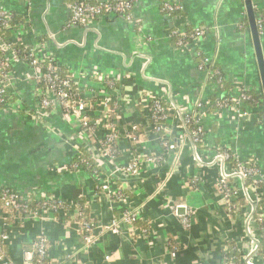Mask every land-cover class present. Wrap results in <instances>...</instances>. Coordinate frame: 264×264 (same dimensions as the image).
<instances>
[{
	"label": "crops",
	"instance_id": "1",
	"mask_svg": "<svg viewBox=\"0 0 264 264\" xmlns=\"http://www.w3.org/2000/svg\"><path fill=\"white\" fill-rule=\"evenodd\" d=\"M72 1L0 0V9L11 12L18 24L11 34L13 41L31 47L36 57H54L65 68L79 74L75 84L79 92L89 94L90 91H87L92 90L93 95H97L91 100L94 107L90 113L95 126L93 136L89 138L92 144L88 150L94 151L95 156L101 154L102 139L109 134L105 110L111 109V104L116 103L104 100L116 96L107 78L117 82L124 100L116 113L118 116L114 118L118 130L116 151L112 153L114 164L123 162V159L126 161V154H132L129 131L143 119L148 126L141 110L144 92H154L169 105H175L182 111L193 108L196 100L211 96L207 75L198 69L195 58L199 50L218 64L233 89L245 87L256 92L262 91L250 31L244 28L245 20H248L245 0H181L184 10L173 15L163 11V0H136L130 22L110 14L100 17L89 27L74 26L69 29L65 28V22L70 17L69 4ZM253 1L264 10V0ZM197 26L207 29L205 38L188 50L176 48L171 32H190ZM39 40L44 42L40 43ZM262 41L264 49V36ZM13 63L14 71L23 81L18 85L31 89L29 77L32 72L29 67L15 61V58ZM85 97L88 99L87 95ZM256 117L254 114L240 117L233 110L213 113L208 121L210 130L205 139L208 146L201 148V153L212 158L220 146H227L243 158L253 157L264 170V126L256 122ZM68 122L60 112L51 115L48 126L55 127L58 137L33 125L24 116L0 107V181L11 184L22 193L47 190L57 196L62 194V198L73 203L83 198L88 203L90 217L98 226L94 235L95 243L88 245L81 238V222L75 216L78 209L75 208L72 216L68 203L65 204L67 210L64 216L59 214L56 217L52 209L45 207L27 211L26 215L23 212L14 220L7 218L0 221V237L9 236L7 243L0 240V254L4 252L19 263L24 252L30 249L32 241L43 235L50 248L48 264H135L133 258L137 255L143 259L142 264H153L162 248H149V238L138 237L133 243L111 232L104 233L99 227L120 214L119 205L125 204L124 201L118 203L111 200L113 208H109L97 203L94 195L90 196L95 186L94 179H103L107 172L92 178L84 171L67 170L72 151L67 146H61V142L77 139H71V134L76 132L74 128L82 130L77 119L74 118L71 124ZM179 125L169 134L170 138L178 137L174 139L177 148L173 151V160H177L172 165L178 171L171 177H166L161 170L160 174L153 176L163 179L158 186L165 182L169 190L161 192L155 188V179H147L152 177L154 169H160V160L151 164L153 167H150L147 178L143 174L142 179L135 180L132 185L142 192L140 202L144 203L145 200L146 203L153 196L146 204L145 215H150L163 225L160 228L161 237L170 239L172 243L177 237L183 236L187 242L189 248L178 258L177 264H193L194 259L195 264H198L196 260H201L203 256L207 259L206 264H225L224 249L229 242L239 244L245 240L243 229H236L233 238H229L228 222L223 214L225 207L220 202L222 195L213 190L220 177L219 168L216 165L199 166L192 156L188 129L180 117ZM154 136L157 137L155 133ZM183 137L188 140L180 145ZM143 146L152 148L153 142L149 140ZM50 166L57 167V172L51 171ZM169 167L165 164V168ZM145 179V184H142ZM128 181L130 184V179ZM198 181L200 184H197ZM116 183L118 185L120 182ZM125 187L124 190L129 189ZM134 195L126 196L125 199H133ZM167 195L179 200L183 198L192 208L201 210L195 215L187 235L183 234L185 230L182 228V217L186 216V211L170 214L161 209L163 198ZM106 255L111 256L110 261L105 260Z\"/></svg>",
	"mask_w": 264,
	"mask_h": 264
},
{
	"label": "built area",
	"instance_id": "2",
	"mask_svg": "<svg viewBox=\"0 0 264 264\" xmlns=\"http://www.w3.org/2000/svg\"><path fill=\"white\" fill-rule=\"evenodd\" d=\"M135 2L136 0H74L69 4L70 17L65 22V28L70 29L74 26L89 27L100 17L110 14L117 15L130 22L132 21ZM254 6L255 8L258 7L257 4ZM162 9L168 15H173L181 13L184 10V6L181 0H163ZM12 22H14V24H12ZM257 25L260 35L263 37V16L257 18ZM15 26H18V24L15 21L13 14H11V12L7 11L6 9L1 8L0 31L3 29L5 32L13 35ZM139 30L142 31L141 27H139ZM5 32L0 35V37L4 36ZM206 34L207 29L205 27L197 26L193 31L190 32L185 30H174L171 32V37L174 40L173 44L176 48L188 50L205 38ZM11 40L8 42L5 41V44H2L0 48L2 51V55L0 54V107L9 109L12 113L17 115L22 114L25 118H27V120L38 126L43 125L44 118L41 116L47 112V109L51 107L52 109L48 111L49 113L52 112L53 114L58 111L66 120H70V118H72V109H75V112H77L75 117L78 118L77 120L80 123L82 132L83 130L87 131L85 133H88L89 131L93 132L95 123L92 125L91 121L88 122L86 116L83 115L85 109H89L88 111L90 112L93 110L94 106L92 103L93 101L91 100L95 98V95H93L91 92L92 90L87 91H90L89 94H86V92L84 93L85 96H88V102L82 101L72 105V99L76 95L72 86L73 84H76V75L71 71L74 82L71 80V78H61L58 71L59 68H65L63 63L57 62L54 57H36L32 52L33 49L21 42L24 46H26V48H30L27 58L22 61V64L28 66L32 72L29 79L35 81H44L45 83V85H38L32 94L35 107L27 108L26 100L29 98V95L25 94V91L23 90L25 87L20 86L23 81L19 80L17 73L14 71V69H12L11 66L13 63V58L17 59V52L14 51L12 45L18 42ZM9 52H12V59H9L7 56ZM195 57L201 58L200 62L198 63V69L205 72L207 79L209 80L210 75H212V71L210 70L209 66L214 65L216 62L210 56L204 54L200 50L195 53ZM106 80L110 88L116 91V96L114 98H106L104 100L109 102L112 100L116 103L111 104V109L105 110L106 113L104 117L106 119L105 123L107 124L106 128L109 130L110 134H108L105 139L106 146L102 148L101 154H98L99 157H101L99 159L103 166L108 163L111 165L114 164L112 156L110 157L109 161H107L105 157L109 156V153H113L116 149L114 146L116 144L117 135L114 132L115 124L113 122L114 118L118 116L116 114L118 113V109H120L124 103L120 88L118 90L119 86H117V82L109 78ZM222 80H226L225 76H223ZM222 80H219L218 83H220ZM19 82L20 85H18ZM218 83H214V87L212 88V92L216 91V94H218L220 91L218 89ZM250 91L252 90L245 87H237L235 89L232 88L231 92L235 95L232 99L233 104H229L228 100H217L214 102L212 101L211 96H205L196 100L193 108L187 111H182L175 105H169L162 99V97L158 96L154 92H144L142 95V97H144V101L142 98L143 107L141 110L146 116V119L150 123L151 127L154 128L157 138L161 141L162 146L164 144L166 147H168L167 143L170 144L169 150L171 151L174 147L173 144L169 143V139H171L169 134L172 131V128L171 125L170 128H168L166 125L172 121L171 115L175 110L176 114L181 118V120H183L184 125L188 129V137L195 153L194 156L196 160L201 163V148H204L206 145L208 146L205 139L207 137L208 131L210 130L207 123L213 114L211 113L212 108H218V112L221 113H224L227 110H233L234 113L240 117L251 115L253 113L242 110V105L244 104L243 102L251 101L255 107H258L260 102L258 99L249 94ZM9 92L14 94V97L17 98L16 101L12 102L7 99ZM53 108L55 109L53 110ZM260 119V116L257 115L256 122L264 126ZM111 129L113 130L112 133L110 132ZM161 131H163V133H161ZM139 133H143V127L139 129L137 133L135 132V135L138 136L137 134ZM81 136L83 137V135L79 134V137ZM74 138H76V135L72 136L71 139ZM78 153H80L78 156L80 157L82 152ZM213 158L214 159H212L209 165H214L216 163L215 165L218 166L220 170V177L222 179L221 183L223 185L220 184L221 186L219 187L221 192H223V197L227 199L228 211L234 212V209L237 207V205H240L242 201L246 200L249 202L244 231L247 233L245 240L250 237L251 241L249 244L244 243L242 246H238L241 244V242H239V244H235L237 250L240 253H243L241 260L245 264H264V258L260 257V246L261 244H264V203H262L264 201V170L262 167H260L257 160L255 161V159H252L253 157L248 159L243 158L240 154L231 150L227 146H220ZM231 159L236 160L237 168L232 166ZM216 160H218V162H216ZM152 163H157V161L154 159L152 160ZM50 168L54 173L57 172V167L50 166ZM121 168L124 169L123 166H121ZM77 171L80 172L82 169H77ZM107 171L109 173H107V175L114 178L115 180L116 176L113 174V171L108 168L106 169V172ZM127 172L130 174L131 169L128 168ZM94 176L96 177L100 175H92L91 177L93 178ZM118 177L119 176H117V178ZM233 178L234 182L240 184V192L242 197L244 196L245 200L243 198H241V201L240 199L236 201L232 200L233 195L230 194V186L233 187V184L230 183V179ZM250 179L252 181L250 184L248 183L249 185L247 186L246 183ZM104 185L105 186H103L102 189L107 190L108 186L106 184ZM115 189H117V187ZM121 189L116 190V193L114 192V198L116 200H122L124 198L122 192L123 190ZM31 200L43 202L44 206L48 204L49 208L52 210H59L62 207L65 208L61 200L50 197V193L47 190H39L37 193H22L15 189L11 184L0 181V221L6 220L7 218H12L13 220L17 219L19 218V215H22L23 212L24 215H26L25 213L27 212V208L23 202L25 203ZM51 202H54V204H50ZM179 207L181 206H178V208ZM178 208L176 212H178ZM79 210L80 212L78 218L82 217L81 207H79ZM122 212L123 213L121 214L120 219H123L125 223L130 224L131 228H133L131 225L133 222L139 219L141 220V216L137 215V213L128 212V210ZM115 225L116 224L113 226ZM97 227L98 226L95 222L81 223L82 237L86 244L90 245L95 243L94 235ZM104 229L107 232H110L107 226ZM150 229L151 225L150 228L141 230H144V232L147 233ZM112 233L117 234V230H113ZM0 240L7 243L9 241V236L2 235ZM169 249L173 251L176 249L175 242L170 243ZM227 249L228 247H226L224 251ZM49 257L50 248L47 238L43 235H39L32 241L30 249L24 252V257L21 262L17 263L8 257L7 254L1 252L0 264H48ZM227 258V256H223V262H225V264H233L232 259L227 262ZM246 259H250V262H247ZM105 260L110 261L111 256L106 255Z\"/></svg>",
	"mask_w": 264,
	"mask_h": 264
},
{
	"label": "rangeland",
	"instance_id": "3",
	"mask_svg": "<svg viewBox=\"0 0 264 264\" xmlns=\"http://www.w3.org/2000/svg\"><path fill=\"white\" fill-rule=\"evenodd\" d=\"M74 74L76 76L79 75V74L77 75V73H74ZM77 79H75V81ZM23 90L25 91V94L28 95L29 89L26 87ZM96 97H97V95L95 94V98ZM27 101H28V99L26 100V102ZM26 106H27V108L29 107L27 104H26ZM51 109H52V107L47 109V112L44 113L41 116L42 118H44V120H43L44 124L42 126H38V125H35V126L40 127L43 130H46L47 133H49V134H52V133L57 134L58 137H59V134H58V132H57V130L55 129L54 126L51 125V126L48 127L49 119H51V115H53L52 112H50V113L48 112ZM54 109L55 108H53V110ZM88 110L89 109H87V110L85 109L84 112H83V115L86 116V119L88 120V122L91 121V124L93 125L94 121H93V118L91 117L90 111H88ZM72 112H73V118L71 120H67V121H69L68 123H70V124H71V122H74V118L78 119V118L75 117L76 114H77V112H75V109H72ZM56 113H58V111ZM171 116H172V121H170V123H168V125H166V126L168 128H170V125H171V128H172L171 133H172L173 129L176 128L177 125H179V116L176 114L175 110H174V112H173V114ZM113 123H115V122H113ZM147 124H148V126H146L145 119H143L141 122H139L135 126V128H133L131 130L132 132L129 131V135H130L131 140H132L131 141L132 142V154H126V156H127V160L126 161L123 159V162L116 163V164H113V165L108 163V164H106L108 167L106 165H104V168L106 167L105 169H107V168L111 169L115 176H119L116 181H119L120 183H118V185H117V183L114 180V178L112 179L108 175L105 176L103 179L95 178L94 179L95 180V186L93 187V189H92L93 191L91 192V194L90 193L89 194H90V196L94 195L97 198V201H98L97 203H99V204H101L103 206H108L109 208H113L111 200H113L115 202H118V203L124 201L125 205H122V206L119 205L118 209L120 210V212L128 210V212H134V213H137V215H140V216H141V213H142L143 216L140 217V218L142 220H144L145 222H148L151 225V229L147 233H145L144 230H141V229H133V228L130 227V224L125 223L123 221V219H120L121 218L120 214L123 213V212H121L120 214L115 215L114 218L111 217L112 219L109 222L104 223L103 225H101L102 230H103L104 233L107 232L104 229L107 226L111 233H112L113 230H117V234H114V235L115 236L117 235L118 238H121V239L122 238H126L129 241H133V243H135L136 238H138V237L139 238L142 237L144 239L145 238L146 239L149 238L150 239L149 240V245H148L149 248H154V249L155 248H162V251L155 257L153 264H177L178 258L180 256L184 255L185 249L189 248L188 244H186L187 242L184 240L183 236L177 237V239H174V242H175V245H176V249L174 251L169 249L168 246H170V239H167V238L163 239L161 237L160 228H162L163 225H160L159 223H157V221L155 219H153L150 215H145V209L147 208L146 204L149 203L150 200H152L153 196H150L148 202L145 203V200L143 201L145 203V206H144L145 208H144L143 207L144 203L139 201L141 199L140 196L142 195V192H140V190L137 189L136 187H133L134 185H132V184L135 183V180L142 179L141 176L143 174H145L146 178L148 177L147 173H150V167H153L151 164H154V163H152V160L155 159L157 161V163H158L159 160L161 161V165L159 164L160 165V169H154L151 172L152 177H148L147 179L148 180L155 179V184H154L155 188L156 189H160L161 192L162 191L165 192V190H169L168 187L166 188L165 182L163 183V185L161 184L160 187H159L158 185L163 182V179H160L157 176L156 177H153V176H155L157 174H160V170L164 172L166 177H171L176 171H178V169H176L175 166H172L175 163V160H177V159L173 160V157H174L173 156V151L175 152V150L177 148V145H176V142H175L174 139H176L178 137H175L174 139L172 137L171 139H169L170 140L169 143L174 145V147H173V149L171 151V150H169L170 149V144L167 143L168 147H166L164 144L162 146L161 145V141L156 136H154V133L156 134V132L154 131V128L149 127L150 123L148 122V120H147ZM142 126H143V129H144L145 133L143 132L141 135L137 134L138 136H136L135 132L137 133L138 130L142 128ZM148 127H149V130H148ZM74 129L76 130V132H75V134L72 133L71 135H74V136L76 135L77 139L67 140V141L65 140V143L61 142L62 143L61 146L63 145L64 148L67 146V147H69L71 149V151H72V153H71L72 159L79 156L80 153H78V152H88L89 146H91L90 145L91 141H89V138L91 136H93V134H92L93 132H91V131H89L88 133H85L87 131L83 130V132H82V130L77 131V128H74ZM119 130H121V129H119ZM110 132L112 133L113 130L111 129ZM114 132L117 135L118 130H117L116 126H115V131ZM79 134L83 135L82 139H79ZM106 137H107V135L105 136L104 139H102V143H103L102 144V148H104V146H106L105 145ZM81 140H84V141H81ZM149 140L153 142V147L152 148L143 146ZM187 140L188 139L186 137H183V139L181 140V143H179V144L180 145L182 143L185 144ZM165 144H166V141H165ZM109 154H108L109 156L105 157L107 159V161H109L110 157L112 156L111 152ZM194 155H195V153H194V150L192 148V156H194ZM214 156H215V154H214ZM213 157L211 158V157H208L207 155L201 154V163H200L199 161L196 160V158L194 156V158L197 161V163L199 164V166H202V167L214 166L216 163L214 165L213 164L209 165L210 162L212 161V159H214ZM161 158H163V160ZM216 162H218V160H216ZM165 164H168L170 167L169 168H165ZM121 166H123L124 169H122ZM145 167H147V168H145ZM128 168L131 169V173L130 174L127 172ZM71 172H74V171H71ZM107 173H108V171H107ZM219 175H220V172H219ZM129 179H130V184L128 183ZM230 180H231L230 183L233 184V187L230 186V192H231L230 194L233 195L232 196V200L236 201V200L240 199V201H241L242 200L241 198L244 199V196L242 197V194L240 192V184H238L237 182H234V178L230 179ZM125 182H127L129 184V186ZM145 182H146V179L142 182V184L143 183L145 184ZM221 182H222V179H221V177H219L218 181H216V183L214 185L213 190L215 192H218L220 195H222L221 198H220V202L223 205V207H225L224 210H223V214H224V218L228 222V231H229V235L228 236H229L230 239H232L233 238V234L235 233L236 229L240 230V231L243 229L242 232L244 233L243 235H244V238H245V236H247L246 235L247 233H245V231H244V226H245V222H246V218H247V210H248V207H249V202H247L244 199L245 200L244 203H241L240 205H237V207L234 209V212H229L228 211V207H227V199H225L223 197V192H221L218 189L219 186L223 185ZM104 184H106L108 186L107 190H103L102 189V187L105 186ZM182 184L185 185V183H182ZM189 184H190V186L193 185L191 183V181H190ZM197 184H200V182L198 181ZM120 185H121V187H120ZM116 187H117V189H115ZM124 187L125 188H129V189H126V190L131 192V194L134 195L133 192L136 193L134 195V198L130 199V200H126L125 198H123L122 200H114V197H115L114 192L116 193V190H118V189L120 190L121 188H122L121 190H124ZM199 187H200V185H199ZM96 188L98 189V191H97ZM156 192H159V190H157ZM99 194H100L101 197L99 196ZM61 195L57 196L55 193H52V194H50V197H53L54 199L56 198V199L61 200V202L63 203V206H66L69 203L70 206L67 205V207L69 209H71L70 214L73 216L74 215L73 211L76 208L78 210H77V213H75V216L76 217L79 216V212H80L79 207H81V205L79 204V201H77L76 203H73L72 201L65 200L64 198L61 197ZM163 199H164V203L161 205V209L164 210L165 212H169L170 214L171 213L175 214L176 211H177L178 206L184 207V210L186 211V216H185V218L182 217V228H184V230H185V232L183 234L187 235L188 230L191 228L192 221H193L195 215L200 213L201 210L199 209L197 211V209H195L194 207H193L194 208L193 209L192 206L189 204V202H186V200H183V198H181L182 200H179L177 198H170L167 195ZM126 206H128L129 209ZM122 208H123V210H122ZM142 208H144L143 211L141 210ZM65 210H67V209L62 207L59 210L58 209L53 210V213H54V215L56 217H59V214L61 216H64L65 215V212H64ZM109 210H111V209H109ZM56 212H57V214H56ZM114 212H116V211H114ZM166 217H167V215H166ZM164 219H165V216L162 218V220H164ZM114 224H116V225L113 226ZM80 234H81V238L83 239L82 231H81ZM250 241H251V238L248 237L246 240L241 242V244L238 245V246H242L244 243L245 244H249ZM133 259H134L135 264H142V262H143V259H141L140 255H137ZM206 260H207L206 257L203 256L201 258V260H196V261H199L198 264H206L205 263ZM246 260H247V262H250L249 261L250 259H246ZM150 264H152V262ZM193 264H195V259L193 261Z\"/></svg>",
	"mask_w": 264,
	"mask_h": 264
},
{
	"label": "trees",
	"instance_id": "4",
	"mask_svg": "<svg viewBox=\"0 0 264 264\" xmlns=\"http://www.w3.org/2000/svg\"><path fill=\"white\" fill-rule=\"evenodd\" d=\"M12 14V13H11ZM255 14L256 17L259 18L260 16L264 17V10H261L260 7L255 8ZM14 16V15H13ZM12 24H14V22H12ZM244 28L245 29H249V23L248 20H245L244 23ZM5 31L3 29H1L0 31V35H2ZM10 37L11 35L8 32H5L4 36H1V40H0V48L1 45L5 44V41H10ZM40 43H43L44 40H39ZM12 48L14 49L15 52H17V59L15 58L16 61H20V63H22L23 60H25L28 56V53L30 51V48H26L21 42H18L14 45H12ZM2 53L1 49H0V54ZM2 55V54H1ZM9 59H12V52H9L8 55ZM7 58V57H6ZM197 64L200 62L201 58L200 57H195ZM12 69H15L14 67V63L11 64ZM210 70L212 71V75H210V78L208 80V85H209V91H212V88L214 87V83H218L219 80L223 79V72L222 70L219 68L218 64H214L209 66ZM59 76L61 78H71V80L74 82V78H73V74L70 70L65 69V68H59ZM31 82V89L29 88L30 92H29V98L28 101L26 102V104L29 106V108H34V102H33V92L35 90V88H37L38 85H45L44 81H35V80H30ZM73 89L75 90V97L72 99V105L73 104H77L79 102H88V99L85 97L84 93H81L77 90V86L75 84L72 85ZM219 86V93L216 94V91L211 92V98L212 101H217V100H228L229 104H233L232 99L234 98V94L231 92L232 91V84L230 82H228L227 80H222L220 83H218ZM249 94H251L254 98L258 99L260 104L258 107H255L254 104L251 101H245L243 102L244 104L242 105V110L243 111H248L249 113H253V114H257L260 116V120L262 122H264V95L263 92H256L254 90L250 91ZM220 97V98H219ZM7 99L9 101H16L17 98L14 97V94H12L11 92H9V94L7 95ZM253 104V105H252ZM218 112V108L213 107L211 110V113H215ZM21 116H24L21 114ZM58 127H60L59 125H57ZM161 133H163V131H161ZM74 136V135H73ZM116 148V144L114 146ZM116 151V149L114 150ZM99 156H95L94 152H82V155L80 157H76L70 160V162L67 163V168L69 171H77V169H82V171H84L86 173V175L88 176H92V175H101L102 173H105V169L104 167H102V163L99 165L98 161L100 160ZM101 162V161H100ZM231 163L232 166L234 168H237V162L235 159H231ZM251 179L246 183L247 186L251 183ZM249 183V184H248ZM220 191V187L218 188ZM123 195L124 198L126 196H130L131 194L129 192H127L126 190H123ZM54 204V202H51L50 204ZM241 203H244V201H242ZM264 203V201L262 202ZM24 205H26V211H37L38 209L41 208H45V207H49V205L47 204L46 206L43 205V202H38L35 200H31L29 202H23ZM79 204L81 205V212H82V217H79L78 220L83 223V222H95L94 219H92L90 217V213H89V207H88V203L86 200L79 199ZM66 208V207H65ZM57 213V212H56ZM132 227L134 229H148L150 228V224L148 222H144L142 220H136L135 222H133ZM173 240V239H172ZM228 249L223 251V256H227L228 258L226 259L227 262H229V260L232 259L233 264H245L244 262H242L241 258L243 256V253H240L237 250V247L235 245V243L229 242L227 244ZM260 257L264 258V244H261L260 246Z\"/></svg>",
	"mask_w": 264,
	"mask_h": 264
},
{
	"label": "water",
	"instance_id": "5",
	"mask_svg": "<svg viewBox=\"0 0 264 264\" xmlns=\"http://www.w3.org/2000/svg\"><path fill=\"white\" fill-rule=\"evenodd\" d=\"M245 5H246L247 18L250 29L249 31L255 50L257 66L261 77L262 92L264 95V49H263L262 36L260 35L259 28L257 25V17L255 14L254 1L245 0ZM184 211H185L184 207L178 208L179 214L183 213Z\"/></svg>",
	"mask_w": 264,
	"mask_h": 264
}]
</instances>
